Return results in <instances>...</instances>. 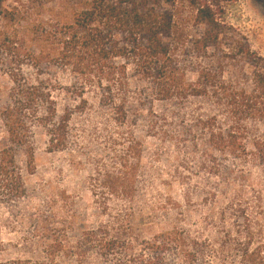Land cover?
I'll list each match as a JSON object with an SVG mask.
<instances>
[{
    "label": "rangeland",
    "instance_id": "obj_1",
    "mask_svg": "<svg viewBox=\"0 0 264 264\" xmlns=\"http://www.w3.org/2000/svg\"><path fill=\"white\" fill-rule=\"evenodd\" d=\"M86 1L0 0V103L7 101L12 80L47 79L61 86L74 84L71 64L61 62L71 48L63 35ZM139 2L172 15L175 27L183 34L177 59L189 81H194L203 67H222L224 75H238L239 82L246 83L251 66L243 48L264 57V0ZM207 7L214 14V24L200 22L209 17L206 13L197 21L198 9ZM204 37L215 41L207 49L202 45ZM131 83V90L141 87L143 104L129 98L128 119L121 122L115 121L112 110L102 106L94 93H87L89 104L77 109L76 101L58 95L59 113L64 108L73 109L63 149L49 150L45 129L33 126L32 173L25 168L24 155L19 156L25 196L16 201L0 200V261L79 264L63 249L56 253V262L50 263L45 251L55 243L66 249L77 246L84 231L106 223L117 213L125 217L137 239L182 230L187 237L202 242L195 248V263L211 260L212 249L203 241L216 236L217 220L206 221L205 216L212 214L211 206L216 211L229 195L218 190L223 181H209L207 173H198L195 160L188 156L198 133H184L191 115L208 108L193 100L183 104L160 102L151 99L148 84L141 86L134 78ZM159 116L166 117V121L159 120ZM137 142L142 145L140 155ZM106 171L114 175L116 188L121 184L122 196L100 188ZM262 175L252 171L249 182L240 186L234 183L232 187L260 189ZM244 189L248 195V186ZM212 192L218 193L216 200L209 195ZM132 245L137 252L140 245ZM89 258L84 264H111L95 253ZM162 258L164 264H175L180 255L170 248Z\"/></svg>",
    "mask_w": 264,
    "mask_h": 264
},
{
    "label": "trees",
    "instance_id": "obj_2",
    "mask_svg": "<svg viewBox=\"0 0 264 264\" xmlns=\"http://www.w3.org/2000/svg\"><path fill=\"white\" fill-rule=\"evenodd\" d=\"M202 13L209 17L200 22L215 23L208 7L198 9L197 21ZM175 26L171 14L143 7L139 0H87L63 35L71 48L61 62L71 64L74 84L12 80L7 101L0 103V200L16 201L25 196L19 156L24 155L25 168L32 173L33 126L45 129L49 150L66 146L73 109L64 108L59 113L58 95L76 101L77 109L89 104L87 93H94L102 106L112 110L115 121L121 122L128 119L129 98L143 104L141 87L131 90L134 78L141 86H150L151 99L182 104L193 100L208 108L191 115V123L184 128V133H198L188 156L195 160L199 174L207 173L209 181H223L218 190L229 197L216 211L211 206L212 214L205 216L206 221L217 220V229L213 239L203 241L212 249V258L202 264H264V57L243 48L251 66L246 83H240L238 75H224L222 67H203L196 79L189 81L177 59L183 34ZM211 42L215 41L204 37L203 48ZM158 119L166 121L164 116ZM135 147L140 155L141 143H135ZM252 171L263 174L262 188L232 187L249 182ZM104 176L100 188L122 196L121 184L116 188L112 181L114 175L106 171ZM217 194L209 193L215 200ZM104 207L109 210L106 202ZM133 242L140 245L137 252L133 251ZM200 242L182 230L137 239L125 217L117 213L106 223L84 231L75 247L66 249L61 243L48 246L45 258L55 263L56 253L63 249L79 264L86 263L91 253L111 264H164L162 255L174 248L180 255L175 264H197L195 248ZM0 264L33 263L9 259Z\"/></svg>",
    "mask_w": 264,
    "mask_h": 264
}]
</instances>
